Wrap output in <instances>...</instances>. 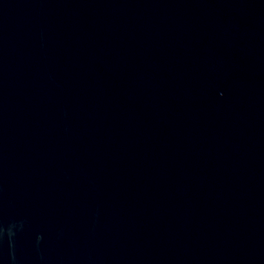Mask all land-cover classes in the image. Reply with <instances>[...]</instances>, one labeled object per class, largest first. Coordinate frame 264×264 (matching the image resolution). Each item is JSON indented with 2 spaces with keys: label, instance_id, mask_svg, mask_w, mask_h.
<instances>
[{
  "label": "water",
  "instance_id": "obj_1",
  "mask_svg": "<svg viewBox=\"0 0 264 264\" xmlns=\"http://www.w3.org/2000/svg\"><path fill=\"white\" fill-rule=\"evenodd\" d=\"M0 264H264V0H0Z\"/></svg>",
  "mask_w": 264,
  "mask_h": 264
}]
</instances>
